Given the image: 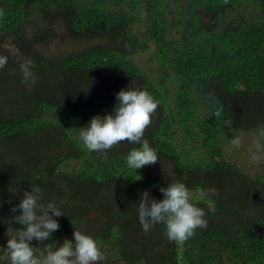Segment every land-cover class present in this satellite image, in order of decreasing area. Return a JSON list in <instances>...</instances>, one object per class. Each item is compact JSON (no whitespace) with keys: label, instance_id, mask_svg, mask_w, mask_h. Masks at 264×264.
I'll return each instance as SVG.
<instances>
[{"label":"trees","instance_id":"trees-1","mask_svg":"<svg viewBox=\"0 0 264 264\" xmlns=\"http://www.w3.org/2000/svg\"><path fill=\"white\" fill-rule=\"evenodd\" d=\"M57 23L84 48H49ZM0 55V264L30 184L61 206L57 246L87 233L100 264H264V0H0ZM127 86L158 102L144 131L158 161L136 171L125 157L139 145L89 153L76 140ZM175 180L207 220L184 242L137 216L141 192L160 199Z\"/></svg>","mask_w":264,"mask_h":264},{"label":"clouds","instance_id":"clouds-1","mask_svg":"<svg viewBox=\"0 0 264 264\" xmlns=\"http://www.w3.org/2000/svg\"><path fill=\"white\" fill-rule=\"evenodd\" d=\"M61 29L59 37H69L63 24L57 23L53 30ZM63 40V39H62ZM68 41V40H67ZM8 62L5 55H0V68ZM24 83L36 82L30 59L20 64ZM158 102L145 89L123 87L115 93V103L111 111L103 115L95 114L86 125L78 127L76 140L89 152H103L121 142L139 145L126 154V166L138 170L158 161L157 150L144 138L145 129L151 124ZM233 145L239 144L234 138ZM257 151H264V131L255 144ZM29 189H21L19 203L12 206L13 216L19 225L15 235L6 241L10 264H100L103 254L98 242L91 235L73 231L72 239L65 238L57 246L52 235L60 225L58 217L64 215L60 204L49 200L43 202V190L38 184H30ZM161 198L152 197L148 190L140 193L137 216L142 230L148 232L156 224H162L170 241L184 242L197 228L207 226L204 208L193 203L192 193L186 183L175 180L160 186ZM3 201H0L2 204ZM51 241L41 248L31 242ZM39 253V254H38Z\"/></svg>","mask_w":264,"mask_h":264},{"label":"rangeland","instance_id":"rangeland-1","mask_svg":"<svg viewBox=\"0 0 264 264\" xmlns=\"http://www.w3.org/2000/svg\"><path fill=\"white\" fill-rule=\"evenodd\" d=\"M61 32V29H57L56 30V36L53 40H51L49 43V48L51 49H54L56 51H61L63 48L64 50L67 52V51H70L72 49L75 48V50H81L84 48V45L83 44H76V43H71L70 41H67V40H62L60 37H59V34ZM14 50V49H12ZM15 51V50H14ZM145 58V57H143ZM138 59V61L140 60V57L139 58H136ZM255 145V144H254ZM228 147V146H227ZM226 148V153L228 152V148ZM242 162H243V159H242ZM236 164L240 165L241 167L244 166V164H242L240 161H236ZM152 167H154V165L151 164ZM211 193L213 194V191H211Z\"/></svg>","mask_w":264,"mask_h":264}]
</instances>
